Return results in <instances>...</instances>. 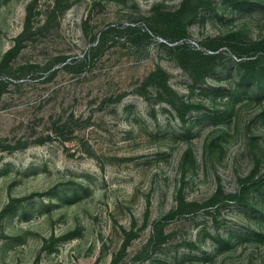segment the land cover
<instances>
[{
  "label": "rangeland",
  "instance_id": "374dc122",
  "mask_svg": "<svg viewBox=\"0 0 264 264\" xmlns=\"http://www.w3.org/2000/svg\"><path fill=\"white\" fill-rule=\"evenodd\" d=\"M0 264H264V0H0Z\"/></svg>",
  "mask_w": 264,
  "mask_h": 264
}]
</instances>
